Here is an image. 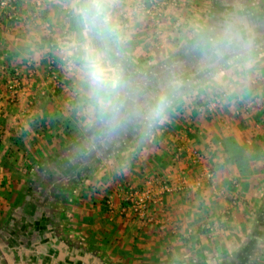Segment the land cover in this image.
Segmentation results:
<instances>
[{"label":"crops","instance_id":"crops-1","mask_svg":"<svg viewBox=\"0 0 264 264\" xmlns=\"http://www.w3.org/2000/svg\"><path fill=\"white\" fill-rule=\"evenodd\" d=\"M19 1L23 3L22 15L32 23L14 26L4 21L0 11V45L14 44L9 50L18 52L21 63L29 59L32 48L31 53H36L35 66L39 68L42 61L39 48L48 41L43 24L49 22L55 42L69 41L68 45L78 46L77 52L71 51L77 64L75 76L83 100L91 106L88 112L98 116L78 122L59 121L53 115H57L56 109L59 112L65 106L63 96L39 100L28 109L26 100L33 97L34 91L24 86L26 97L19 111L32 112L30 115L42 120L47 118L41 121L43 124L34 119L32 126L36 127L29 128L35 139L38 138V125L48 129L37 139L42 140L39 151L36 148L39 155L35 150L31 153L35 158L54 153L57 175L64 166L59 157H76L75 165L81 159L82 166H88L86 172L90 174L87 177L98 178L93 183L96 185H93L94 191H88L90 189L83 184V191L92 192L94 200L91 197L88 200L86 193L82 201L78 197L53 198L57 211L53 210L52 214L10 213L11 207L6 214H1L0 264H264V0H186L194 7L168 10L159 30L134 9L139 0H110L107 12L113 31L106 33L103 40L94 38L85 29L80 15L83 0H64L67 7L63 9L68 8L71 13L68 25L64 23L59 0H49L39 14L34 8L37 0ZM130 11H134V17L127 29L119 14ZM229 18L244 21L247 25L245 36L250 37L251 43L247 48L214 57L203 49V42L211 30L218 29ZM178 22L183 23L181 29L175 26ZM90 40L107 50L110 60L120 67L123 78H149L155 73L170 80L171 71H175L176 77L182 79L180 87H154L151 103H146L141 95L151 87L132 80L121 92L119 113L115 117L112 114L101 116L84 71L83 47ZM112 49L114 55L110 53ZM128 88L132 89L130 94ZM173 93H180L174 102L170 101ZM221 93L229 96L225 106L232 108L236 107V102L240 107H251L247 103L254 100L251 123H242L225 132L216 117L208 120L188 116L193 112L197 114L196 107L201 102ZM129 95L131 100L127 101ZM158 95L169 101L162 116L153 120L150 116ZM174 105L177 111L171 110ZM7 107L0 101V124L9 127L5 131L11 130V120H14L1 117L8 111ZM189 122L199 129L197 133H187ZM93 126L94 131L89 133L88 129ZM247 126L253 128L252 134L246 133ZM9 137L1 143L6 149L1 152L2 159L10 156L7 152H15L14 145L8 143H21L19 138ZM96 140L99 145L105 143L100 153L93 145ZM224 147L240 153L234 156L238 159L221 167ZM179 150L182 162L175 166L171 159L176 162L172 156L176 151L180 153ZM92 151L97 159L92 163L96 165L93 169ZM191 151H205L212 159L220 158L217 163L212 162L219 171H216L215 181L208 184L211 188L205 191L195 186L176 191L180 179L190 174L186 171L190 165L184 161ZM156 155L163 156L162 163L156 161ZM16 167L11 166L8 172V166L0 175L6 190L9 185V191H14L11 195L13 206H16L17 195H22L21 189L15 190L17 184L14 182L19 184L15 176L23 171ZM78 168L75 166L71 170ZM158 176L169 182L172 189L163 196L161 215L156 216L162 225L152 223L140 230L138 222L122 212L127 207L126 194L130 187L141 188L147 180ZM189 183L192 185L190 180ZM218 192H222V198ZM13 208L15 212L19 210ZM207 222L217 227L215 234L207 235L201 230Z\"/></svg>","mask_w":264,"mask_h":264},{"label":"rangeland","instance_id":"rangeland-1","mask_svg":"<svg viewBox=\"0 0 264 264\" xmlns=\"http://www.w3.org/2000/svg\"><path fill=\"white\" fill-rule=\"evenodd\" d=\"M59 1L61 3V6H62V11L64 12L63 7L64 6L67 7V3L64 0H59ZM48 3H50V2L49 1L44 2L42 4L41 9H43L44 6H46ZM181 3L182 4L178 8H175V9H179L180 7H186V8H189V7L191 8V6L194 7L193 4L191 5L189 3H186V0H181ZM34 8L38 14L41 13V11L39 10L40 7H37L36 2H35ZM168 10H170V9H168ZM166 12H165V14H166ZM21 14H23V13H21ZM165 14L163 17V23H164V19H165ZM34 16L35 15L33 14V17ZM21 17H22L21 20H19L17 22H13L12 24L15 26V25H22L21 23H23V22H26L27 24L32 23V21H28L29 19L26 16L22 15ZM37 17H39V16H37ZM119 17H120V15H119ZM4 21H6V20H4ZM46 22H44L43 25H44V30L48 34L49 31H48V28H46ZM163 23H162V25H163ZM162 25H161V27H162ZM182 26H183V23L180 22V26L177 29H181ZM152 27H153V25H152ZM161 27L158 28L157 30L161 29ZM47 37H48V35H47ZM64 37H66V35H64ZM48 40H49V38H48ZM45 42L47 44L45 46H41L39 48L41 51L39 49H37V51L39 50L41 52V55H42V57H41L42 61L40 62L39 68L38 67L36 68V66H35V59H36L35 55H36V53H31L32 48L29 49V51H30L29 59H27V61H25V63H21V58H19V56L17 54L18 52L17 53H11V50H9L10 48L11 49L13 48L12 46L14 44L11 46H7V45L2 43L0 45V73L3 71V74L2 73L0 74V101H4L5 104L8 106L7 107L8 111L6 110L7 113L3 112V114H1V117L5 116L6 118H10V119L14 118V120H11V122H12V126L15 128V129H13V127H12V128H10L11 130L5 131V128L9 129V127L4 128V126L2 124H0V156H1V152L3 150H6V149H4V147H2V144H1L3 142L2 140H4V138H6L8 141L9 136L12 139H13V137H15L16 139L19 138L20 142H21L20 145H18V143L14 144L13 141H11L10 143L7 144V145H9L12 143V146L14 145L13 150L15 152H11V151L7 152L10 154V156L9 157L5 156L4 157L5 159H2L0 157V175L3 173L4 170L8 169V166L10 167V169H8V172H10L12 170L11 166H15V167L17 166L16 169L20 168L21 171H23V173L15 176L16 180L18 182L20 181L19 184L16 181L14 182L15 184H17L16 185L17 189L15 188V190L21 189V193L24 195L25 194L28 195V198H29L28 201H26L25 204L23 203V206H21L19 208V210H16L17 212H15L13 210L14 209L13 207H16V206H13L11 203L13 200V197L11 195L14 193V191H9L11 189L9 187V185L7 187L9 189L6 190V187L3 186L5 184L4 181L0 180V215L6 214L8 208H10V207L12 208L9 210L10 213H30V214L46 213V214H52L53 210L57 211V208H54V204L52 203L53 198H55V200H61V199L66 200L65 198L72 199L74 197H78V199L79 200L81 199V201H82V199L85 198V196L83 197V194L87 193L88 194L87 199L89 200V198L91 197L90 199L94 200V198H92L93 196L90 195L92 192L83 191V189H84L83 184L85 183V187L86 188L88 187L90 189L88 191H92V190L94 191L96 189V187H93V185L95 184L94 182L96 181V179L98 177H95V180L92 177H90V178H89V176L87 177V175L90 174V173L86 172L88 166H86V165L82 166L81 159H80V162L78 164L76 163V165H75L74 160L76 159V157L67 158L66 155L64 157L63 156L59 157V158H62V159H59V162H64V166H63V170L60 171V174L57 175L56 172L54 171V169L56 168L54 166V161L57 160V158L54 157V153H52L51 155H48V154L43 155L42 158H41V156L35 158L36 155L33 156V154L31 153V151H34V150L36 151V148L39 151V149H40L39 145L42 144V143H40V142H42V140H37V139H40L41 133L43 135H45V132L48 129H46V127L44 125H43V127H38L39 126L38 125L37 126L38 131L36 134L38 136V138L35 139L34 138V132L31 131V133H30L29 128L30 127L31 128L36 127L35 125L32 126L35 123L34 119H37L38 122H41L44 119L47 120V118H45L43 116L44 118L42 120V118H40V117L37 118L36 115L35 116L30 115L32 112L27 113V111H24V110L19 111L20 104H21L22 100H24V98L26 97L25 96L26 93L24 91V86L26 88H28V86H29L34 91L33 97L27 98V100H26L28 107H29L28 109H30L31 106H34L35 102H37V101L39 102V100H42L45 98L51 100L53 98H59V97L63 96V98H64L63 100L65 101L64 102L65 106H63V109L60 110L59 112H58V109H56L57 115H53V117L58 118L59 121L68 122L72 119L73 121L78 122V121H81L82 119H85L87 117L88 118L98 117L96 115H93L92 112L91 113L88 112V110L91 109V106H88L85 102L86 100H83L84 98H82V94H81L82 90L80 87V83H79V80L77 79V77L75 76L76 67H77L76 62H75V66H76L75 71L73 73H71V75L69 76V80H65L63 82L62 80H60V77L64 76V74H65L64 68L65 67H63L61 65V63L60 64L58 63L59 58H58L57 54L53 51V48H51L50 45H48L49 41L46 40ZM64 43L65 42H63V43L58 42V44H60L66 48L65 50H66L67 54L70 56H71V53H73V52H71L73 50V47H76L77 51L79 50L78 46L68 45L69 41H66L65 44ZM14 47H15V45H14ZM16 48H17V46H16ZM33 48L35 49V47H33ZM45 48L47 50H45ZM24 49H26V48H24ZM77 51H74V53ZM110 53H112V54L115 53V50L112 49ZM50 58L55 59L56 64L58 63L56 65V70L58 71V74L60 77L57 76L56 80H54V78H51L46 73L48 59H50ZM40 68L42 71H40ZM160 68L162 69V67H160ZM14 69H18L20 71L19 76H15ZM156 69L159 70V67H156ZM37 71L39 73H37ZM171 72H172L173 76L170 77V80H168L169 78L164 79L163 77H161V76L159 77L157 74L153 73L154 76H151L149 78L148 77L146 78L145 76H138L137 78H139V79H136V81H142L144 86H145L146 82L147 83L149 82V84H150L149 87H151L152 91H154L153 90L154 87H156V88L158 87V84L161 83V85H163L162 82L166 83L167 81H170V83H172V89H173V87H175L177 89L178 87H180V83H181L182 79L180 80V77H176L177 74L175 73V71H171ZM15 77H16V79L20 80V83H21L20 89L17 91V94L14 93L13 91L9 90V86L12 84L11 82ZM127 77L128 76L124 77L125 78L124 82H125L126 87H128L127 84L130 83V81L135 80L132 77H131L132 79L130 77H128V78ZM61 78H63V77H61ZM64 78L66 79V76H64ZM54 83H59L60 89L56 88L55 89L56 93H54L51 97L46 96V97L42 98L39 95L41 89H43L47 93H52V91H54L53 86H52ZM187 86H189V84H187ZM64 89H66L67 91H64ZM128 90H129L128 94H130L132 89L128 88ZM179 94L180 93H177V95L175 93L171 94V96H173V97H172V100H170V101L174 102L175 101L174 98L179 97L180 96ZM224 95H226V93H221L217 96H213L208 101L206 100V102H203V103L201 102L198 105V107H196V113L197 114H193L194 113L193 112L191 115L189 114L188 116L191 118H194L193 116H195V117L200 116L202 119H208V120H210V118L216 117V118H218L219 127L221 129H223L225 132L226 131H232L233 128H238L240 125L242 126V123H245L246 125L251 123V116L254 112L253 111L254 100L247 103V105H250L251 107L246 106L245 108H243V107H240L239 104L237 105L238 102H236L235 105L237 108L236 107L232 108L229 105L225 106V103L228 100L229 96L226 95L224 97ZM189 96L192 97L193 95L189 94ZM130 97H131V95H129V98L126 100L127 101L131 100ZM160 97H161L160 95L156 96L154 98L155 102H157ZM218 100L220 101V103H217ZM168 101L169 100L166 99V102H168ZM215 102L217 103L216 106H214ZM255 102L257 103L258 101H255ZM10 110L12 113L10 112ZM15 110L17 111L16 114L14 112ZM171 110L177 111V107H175V105H174ZM173 111H172V114L174 115ZM63 112L66 115L62 114ZM221 112H222V114H221ZM14 115H15V117H14ZM97 115H98V113H97ZM223 115L226 117H224ZM252 119L255 120V117H253ZM189 123H191V125H190V127L188 126L187 133L188 134H192V132L197 133V131H199V129L195 128L194 127L195 124H193L192 122H189ZM41 124H43V123L41 122ZM250 127L251 126H247V128H246L247 129L246 133H248V134H250V133L252 134L254 132V130H252L253 128L248 129ZM227 128H230V129H227ZM94 129H95L94 126L90 127L88 129L89 133L94 131ZM30 135L31 136L33 135L31 140L29 138ZM87 135H88V133H87ZM95 135H97V133ZM82 136H83V134H82ZM10 137H9V139H10ZM79 141H80V139H79ZM43 144H44V146L47 145L46 143H43ZM92 144H93V142H92ZM102 144L99 145L97 143V140L93 144L96 147L95 150L97 153L98 152L100 153L101 151H103L101 146H104L105 143L102 142ZM36 154L39 155L38 152ZM93 155H95V151L94 152L92 151V153H91V159H90L91 164L95 163L97 161V159H95L93 157ZM187 157H189V158H187L188 160L185 159L184 162H187L190 165V167H187V169H186V171L190 172V174H187V177H182L180 179L179 183L180 182L182 183V181H184V180L187 182H189V180H190L191 183H193L196 181L197 177L203 176V174L207 170H210L211 173L213 174V179L211 181H208L205 178L204 185L201 189H203L205 191L207 188H211V186L208 184L215 181L216 176H217V175L215 176V174H217L216 171H219V168L215 167V165L213 163H215V162L217 163L218 161H220V158H217V159L213 158L212 159V157H210L208 155V153L205 154V151H204V153L203 152L198 153L197 151H195V153H194L193 151H191L190 153H188ZM200 157H201L202 161H200L196 164L195 163L196 159L200 158ZM156 158H157L156 161L158 163H162L164 160L163 156L158 157V155H156ZM172 158H175V161H176V162H173L174 159H171L173 165L178 166L182 162L181 151H180V153L176 151L173 154ZM67 164H70V166H68ZM75 166H79L78 170L72 171L71 168H75ZM94 167H96L95 164L91 167V169H93ZM67 168H69V170H67ZM83 170H84V172H83ZM68 171H70V172L68 173ZM16 173H18V171ZM191 173L193 175H191ZM223 174H227V173L223 172ZM189 175H191V176L189 177ZM161 176L163 177L166 175H161ZM161 176H158V178L155 177L157 179L147 180V182L148 181H154L156 188H159L160 185H162L163 183H166L171 188V186L168 184L169 182L163 180V178ZM0 179H1V176H0ZM179 183H178V187H179ZM236 184L239 185L238 183H236ZM94 186H96V185H94ZM143 187H141V188H143ZM133 188H139V187H133ZM237 190L239 191V189H237ZM176 191H179L178 188L176 189ZM232 192L234 193L237 191H232ZM69 193H70V195L68 196L67 194H69ZM218 194L221 197L222 192H218ZM223 197H224V195H223ZM161 207H162V204L155 207V209H157V216L161 215V213H159L162 211ZM122 212L125 215H128L129 217H131L134 221H137L138 222L137 225L140 228V230L149 226L147 224V222L138 220L135 216H132L133 214L131 212H129L126 208H123ZM204 226H210V228L213 229L212 234H215L217 227L213 226V223L211 224V222H207V223H204V225L201 227V230H203L204 234L207 233V235H208L209 230H205L203 228Z\"/></svg>","mask_w":264,"mask_h":264},{"label":"clouds","instance_id":"clouds-1","mask_svg":"<svg viewBox=\"0 0 264 264\" xmlns=\"http://www.w3.org/2000/svg\"><path fill=\"white\" fill-rule=\"evenodd\" d=\"M110 0H83L80 9L85 29L98 40L113 31L107 12ZM247 25L240 19H226L218 29L211 30L203 42V49L214 57H222L230 51L247 48L251 39L246 38ZM84 71L93 90V99L101 116L112 114L115 117L121 107V92L125 82L120 67L114 64L104 47L94 45L91 40L83 47ZM166 97L161 96L150 118L162 116Z\"/></svg>","mask_w":264,"mask_h":264},{"label":"built area","instance_id":"built-area-1","mask_svg":"<svg viewBox=\"0 0 264 264\" xmlns=\"http://www.w3.org/2000/svg\"><path fill=\"white\" fill-rule=\"evenodd\" d=\"M46 1H49V0H37L36 1V5L37 7H40L39 8L40 11H41L42 4ZM114 1L117 2L118 0H114ZM17 2H18L17 0H0V11L3 12V18L7 22L13 23V22H17L21 20L22 12H21V9L16 5ZM181 4H182L181 0H139L134 9L142 13L144 16H146L151 22V24L153 25V27L155 29H158L161 27L163 23V17H164L165 12L168 9L178 8ZM63 10H64V17H63L64 23L68 25L70 22L71 13L68 12V8H64ZM133 13L134 11L121 12L119 14L122 24L125 27H129V24L132 21V18L134 17ZM175 26L176 28H178L180 26V23L178 22ZM46 28H48V31H49L47 34L49 38L48 45H50V47L53 48V51L57 54L59 58L58 63L59 64L61 63V65L65 67L64 76H66V79L64 78V76H61L63 78L59 76L58 71L56 70V65L58 63L56 64V61L53 58L48 59L46 73L51 78H54V80H56L58 76L60 77V80L64 82L65 80H69V76L71 75V73L75 71V67H76L75 61L72 56L67 54L65 50L66 48L64 46L56 43L52 39V36H51L52 33L50 31L51 24L49 22H46ZM73 50L77 51V48L73 47ZM18 71H19L18 69H14L15 76L20 75V71L19 72ZM11 83H10L11 85L9 86V90L17 94V91L20 89V85H21L20 80L16 79L15 77ZM52 86L54 90L52 91V93H47L46 91L41 89L39 95L42 98L46 96L51 97L54 93H56L55 91L56 88L60 89L59 83H54ZM64 91H67V90L64 89ZM226 95H224V97ZM217 103H220V101L218 100ZM217 103L215 102L214 106H216ZM200 161H202L201 157L197 158L195 163L197 164ZM205 178L208 181H211L213 179V174L211 173L210 170H207L203 174V176L198 177L196 181L192 183V185L185 180L182 181V183L179 184L178 190L181 191L186 188L189 189L190 186H195L197 189L199 188L201 189L204 185ZM171 192H172V189L166 183H163L162 185H160L159 188H156L154 181H148L143 188L130 187L126 194L127 195L126 197L127 207L125 208L129 212H131L133 214L132 216H135L138 220L147 222V224L156 223L157 225H162L161 222H159V220L156 219L157 209H155V207H157L158 205H161L163 202V196ZM203 228L205 230H209L208 235H212L213 229L210 228V226H204ZM161 229L163 230L164 228L161 227Z\"/></svg>","mask_w":264,"mask_h":264},{"label":"trees","instance_id":"trees-1","mask_svg":"<svg viewBox=\"0 0 264 264\" xmlns=\"http://www.w3.org/2000/svg\"><path fill=\"white\" fill-rule=\"evenodd\" d=\"M18 2L16 3V5L19 7V8H21L22 7V5H23V3H22V1H19V0H17ZM41 11H42V9H41ZM133 78V77H132ZM131 78V79H132ZM134 79L136 80V79H139V78H137V77H134ZM166 79H168V78H166ZM169 80V79H168ZM140 82V84H143L141 81H139ZM129 84V83H128ZM133 84H135V82L133 83ZM132 84V85H133ZM137 84V83H136ZM146 84H148V85H150L149 83H147L146 82ZM145 84V85H146ZM162 84L163 85H161V83L160 84H158V88L159 87H162V86H166V87H169V86H172V83H170V81H167L166 83L165 82H162ZM130 85V84H129ZM151 89H147V93L148 94H146V92H145V94H144V96L143 95H141V99L142 100H146V103L147 102H149V103H151V99H152V97H153V94L151 93ZM149 98V99H148ZM236 152H238V153H240V151H231L229 148H227V147H224V149H223V151H222V156H221V161L223 162L220 166L222 167V166H224V165H226V164H229V163H232V161L234 160V158H239V157H234V156H236L238 153H236ZM28 195H24V194H22V195H18L17 197H16V200H15V204H16V207H18V208H20L21 206H23V203L25 202L26 203V201H28Z\"/></svg>","mask_w":264,"mask_h":264}]
</instances>
